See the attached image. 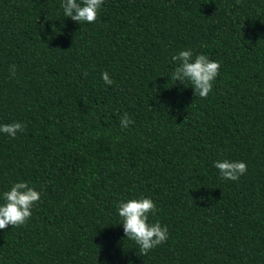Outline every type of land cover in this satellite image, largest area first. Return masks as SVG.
Instances as JSON below:
<instances>
[{
    "label": "trees",
    "instance_id": "16d2710c",
    "mask_svg": "<svg viewBox=\"0 0 264 264\" xmlns=\"http://www.w3.org/2000/svg\"><path fill=\"white\" fill-rule=\"evenodd\" d=\"M62 2L0 0V125H26L0 133V204L41 194L0 264H264V0H104L80 24ZM188 49L221 65L206 99L170 78ZM142 197L169 230L146 256L117 211Z\"/></svg>",
    "mask_w": 264,
    "mask_h": 264
},
{
    "label": "clouds",
    "instance_id": "9594fccd",
    "mask_svg": "<svg viewBox=\"0 0 264 264\" xmlns=\"http://www.w3.org/2000/svg\"><path fill=\"white\" fill-rule=\"evenodd\" d=\"M104 0H63L61 7L63 16L79 24L82 22L94 23L98 18V11ZM179 64L171 74L173 81L185 86L190 82L194 96L207 98L213 90V81L219 75V61H212L208 56L195 55L191 49L181 51L172 57ZM10 77L16 75V65L9 66ZM85 75H87L85 73ZM102 80L111 86L114 81L107 71L102 73ZM174 83V84H175ZM134 121L129 119L125 112L120 118L121 128H127ZM26 125L21 122L0 125V133L15 138L18 132H23ZM219 170L220 179L238 181L247 173V164L242 161L223 159L214 162ZM40 193L27 182L20 181L11 187L10 191L3 193L4 203L0 204V230L7 226L20 227L27 223L32 216V208L40 201ZM119 217L122 219L124 235L128 240L135 242L141 256H146L157 246L167 242L169 230L159 222L149 223V215H155L157 206L151 198L130 199L117 205Z\"/></svg>",
    "mask_w": 264,
    "mask_h": 264
}]
</instances>
